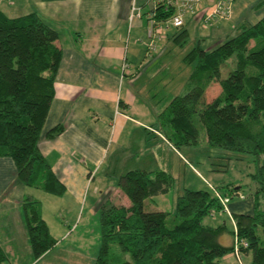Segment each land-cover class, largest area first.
I'll use <instances>...</instances> for the list:
<instances>
[{"label":"trees","instance_id":"16d2710c","mask_svg":"<svg viewBox=\"0 0 264 264\" xmlns=\"http://www.w3.org/2000/svg\"><path fill=\"white\" fill-rule=\"evenodd\" d=\"M172 14L159 3L152 19L167 20ZM188 38L181 27L171 40L183 46ZM57 40V31L37 14L9 18L0 11V157L12 159L16 180L24 187L61 197L65 187L38 148L61 61ZM185 60L195 63L186 92L169 100L157 115V125L178 150L199 144L197 117L209 146L254 156L261 187L253 196V212L230 214L226 195L186 189L176 199L173 216L178 222L170 228L171 213L145 211L144 202L168 193L173 177L163 170H131L116 183L130 205L107 199L98 206L101 242L94 264H220L228 254L241 264L240 253L251 255L250 264H264V207L258 201L259 192L264 193V17L254 25L240 26L235 36L210 50L201 49L198 42ZM214 83L220 93L207 101L206 91ZM62 131L57 126L46 138L54 139ZM236 192L228 188L229 196ZM22 206L31 252L39 259L56 240L42 217L40 202L26 195ZM218 210L232 223V246L219 243L227 231L225 224H202L205 216ZM5 260L0 248V264Z\"/></svg>","mask_w":264,"mask_h":264},{"label":"crops","instance_id":"0c3cea01","mask_svg":"<svg viewBox=\"0 0 264 264\" xmlns=\"http://www.w3.org/2000/svg\"><path fill=\"white\" fill-rule=\"evenodd\" d=\"M156 1L0 0V11L7 17L35 13L58 33L56 43L61 49V61L55 78L54 97L38 148L65 187L61 197L47 194L52 197L46 198L47 202H61L69 207L73 213L71 218L76 216V220L84 215L82 205L87 204L86 213L95 218L98 206L103 201L109 199L115 202L112 195L117 191L116 180L122 174L131 170L151 172L147 165L161 160L160 149L164 150V146L181 157L157 125V115L162 110L154 113L146 96L141 100L134 96V90L141 93L144 86L141 82L142 72L148 71L152 60L163 53L159 51L150 61L146 60L147 30ZM133 4L138 7L140 16L129 21ZM263 17L264 0H235L230 19L201 29L202 34L201 24L190 17L186 18L182 28L189 34L190 27L196 26L201 46L206 38H212L214 43L205 49L210 50L232 37L240 26L254 25ZM175 30L177 32L179 28ZM165 37H170L168 29L163 30L158 48ZM154 121L157 130L152 128ZM57 126H62V133L54 139L46 138V133ZM139 130L155 135L163 146L157 144L149 151L135 150L133 139L135 134L141 136ZM134 158L138 165L134 164ZM181 159L188 164L185 158ZM158 165L156 170L171 175V171ZM118 171L119 175L116 176ZM33 190L37 189L24 187L16 180L12 159L0 157V248L6 256L2 264H59L58 257L52 253L63 244L56 238H64L65 227L62 225L60 228L57 224L55 229L50 228L44 215V203ZM26 195L40 202L42 217L56 240L55 246L39 259L33 257L29 244L22 206ZM250 202L249 205L241 202V209H237L238 203L230 204L227 210L230 214H252L253 198ZM219 243L232 246L233 240L220 237ZM225 257L229 261L233 259L232 254ZM94 260L90 257L87 264H94Z\"/></svg>","mask_w":264,"mask_h":264},{"label":"rangeland","instance_id":"374dc122","mask_svg":"<svg viewBox=\"0 0 264 264\" xmlns=\"http://www.w3.org/2000/svg\"><path fill=\"white\" fill-rule=\"evenodd\" d=\"M201 27L200 34H202L201 29L208 28L202 25ZM189 30L187 42L183 46H178L171 40L172 34L176 32L175 28L170 27L168 29L170 37H165L160 42L159 49L157 50V53L163 51L162 55L159 57L156 56L148 66L150 69L142 72L141 82L144 83V86L140 90L141 93L134 90V96L136 98L141 100L143 97H147V100L154 109L151 111L154 113L156 112L158 114L168 104L172 96L182 95L186 92L187 79L195 63L185 60V56L193 47L198 45L199 39V30L196 26H191ZM237 33L238 31H235L233 36ZM212 43H214L212 38H206L201 49H207ZM219 93L220 87L217 83H214L206 91V100L211 101ZM194 122L199 130V144L193 147H181L177 150L181 154V157L188 161L187 165L184 164V160L176 152L172 153L165 146L163 147L164 150L160 149L162 157L158 161L159 163L153 162L149 166L145 164L151 171H155L159 166L158 164L161 167L163 165L167 171H171L174 179L171 190L166 194L144 202L145 211L157 210L171 213L167 221V226L170 228L178 222L173 216L176 199L186 189L209 191L214 195L217 193L226 195L227 197L224 198L225 207L233 203H238L237 209H241V202H243V205L251 204L250 200H252L254 194L261 187L260 178H256L257 176H255L257 174L258 163L254 156L227 152L221 148L209 146L205 139L204 130L198 122L197 117H194ZM155 123L156 121L152 124V128L157 130L158 127ZM139 132L141 136L135 134L133 139L134 143L132 146L135 150L149 151L153 146H163L155 135L151 133L145 134L141 130ZM144 140L147 141L144 142ZM169 154H172V161L169 160ZM137 162L135 159L134 164L138 165ZM118 175L119 171L116 172V176ZM116 183L115 187L117 191L112 195V199L115 201L113 203L129 206V198L117 188ZM230 187L237 190L234 196L228 195V188ZM33 193L44 203V215L50 228L55 229L57 224H59L60 228H62V225L65 227L63 232L64 238L61 239V236L56 238L59 243L63 242L64 245H60V249L52 253L54 257H58L59 264H87L90 257L96 258L101 242L98 210L96 217L93 218L86 213L88 205H82L81 207H84L85 211L84 215L82 218L76 220V216L71 218L73 213L69 211V207L63 206L61 202L54 204L49 201L50 203H48L46 198L52 197L40 190H33ZM258 201L260 208H263L264 193L259 192ZM224 222L227 231L221 237H225L228 241L229 239L231 241L233 237L231 233L233 226L222 210L215 211L213 216L209 214L202 220L203 225L211 227L223 225ZM68 228H72L73 230L68 231ZM67 232L68 234H66ZM112 249L116 251L117 246L113 245ZM82 256L85 258H82ZM240 259L242 264H250L251 255L249 253L248 255L240 253ZM220 263L239 264L234 256L230 261L224 256L220 259Z\"/></svg>","mask_w":264,"mask_h":264},{"label":"built area","instance_id":"2783aa9c","mask_svg":"<svg viewBox=\"0 0 264 264\" xmlns=\"http://www.w3.org/2000/svg\"><path fill=\"white\" fill-rule=\"evenodd\" d=\"M234 1L235 0H157V4L162 3L166 8L172 9L173 14L167 20L155 21L152 18L149 20L146 60L150 61L154 54L157 53L159 49L157 43L162 37L163 30H167L170 27L175 29L183 27L187 17L198 20V23L205 27H210L217 22L228 20L232 14ZM156 7L157 5H155L154 10ZM139 16V9L133 4L129 11V21ZM124 68H126V66H124ZM221 203H223L222 200Z\"/></svg>","mask_w":264,"mask_h":264}]
</instances>
